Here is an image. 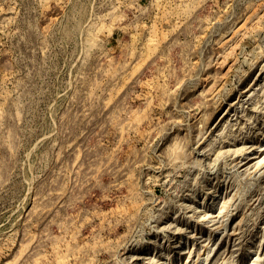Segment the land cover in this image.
Listing matches in <instances>:
<instances>
[{
  "label": "rangeland",
  "instance_id": "1",
  "mask_svg": "<svg viewBox=\"0 0 264 264\" xmlns=\"http://www.w3.org/2000/svg\"><path fill=\"white\" fill-rule=\"evenodd\" d=\"M0 264H264V0H0Z\"/></svg>",
  "mask_w": 264,
  "mask_h": 264
}]
</instances>
